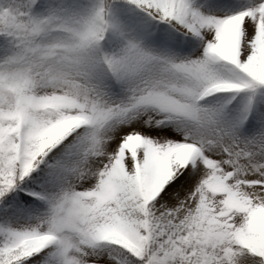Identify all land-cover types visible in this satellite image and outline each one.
<instances>
[{"label": "snow or ice", "instance_id": "snow-or-ice-1", "mask_svg": "<svg viewBox=\"0 0 264 264\" xmlns=\"http://www.w3.org/2000/svg\"><path fill=\"white\" fill-rule=\"evenodd\" d=\"M0 264H264V0H0Z\"/></svg>", "mask_w": 264, "mask_h": 264}, {"label": "trees", "instance_id": "trees-1", "mask_svg": "<svg viewBox=\"0 0 264 264\" xmlns=\"http://www.w3.org/2000/svg\"><path fill=\"white\" fill-rule=\"evenodd\" d=\"M105 43H106V46H107V43H108V42H107V41H105Z\"/></svg>", "mask_w": 264, "mask_h": 264}, {"label": "rangeland", "instance_id": "rangeland-1", "mask_svg": "<svg viewBox=\"0 0 264 264\" xmlns=\"http://www.w3.org/2000/svg\"><path fill=\"white\" fill-rule=\"evenodd\" d=\"M233 103H235V101Z\"/></svg>", "mask_w": 264, "mask_h": 264}]
</instances>
